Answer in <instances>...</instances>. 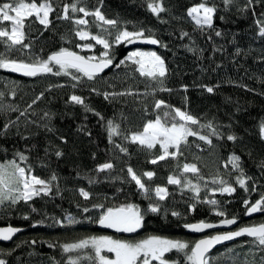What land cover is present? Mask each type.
<instances>
[{
    "label": "trees",
    "instance_id": "obj_1",
    "mask_svg": "<svg viewBox=\"0 0 264 264\" xmlns=\"http://www.w3.org/2000/svg\"><path fill=\"white\" fill-rule=\"evenodd\" d=\"M5 2L10 0H0V4ZM75 2L51 0L55 11L50 14L51 24L47 29L34 16L26 20L24 43L29 48L8 52L0 43V53L10 60L26 63L47 59L61 49L84 57L95 56L97 60L103 59L107 51L112 59L110 69L92 80L75 69H68V75H55L59 71L55 65H50L53 73L35 77H15L0 68L3 94L0 96V160L5 165L15 161L20 167L31 169V175L50 181L51 188L48 195L41 194L28 203L12 204L6 200L0 204V227L20 229L8 243H0V259L6 264H68L69 259L93 264L86 258L93 255L90 248L65 253L62 245L104 234L129 242L155 235L185 242L190 250L198 237L186 232L187 224L217 223L225 218H235L237 226L264 223V212L244 218L246 202L250 207L264 197V169L260 167L264 161L261 135L264 36L259 34L264 24V0H252L251 4L248 0H235L227 8L222 0H207L209 6H216L217 12L213 29L203 31L187 16V10L202 0H159L166 9L159 16L148 8L152 0H82L78 5L89 10L99 8L107 19L118 21L115 27L102 25L93 16L84 17L82 13L69 12L72 20L57 18L63 14L64 5ZM79 18L88 23L76 25L73 21ZM0 27L10 28V24L2 22ZM78 30L107 39L110 48L105 50L91 39L81 40L76 35ZM124 30L142 31L143 38L157 39V48H126V41H115L118 32ZM215 31L222 35L215 36ZM185 32L188 36H182ZM87 44L92 45L91 49L84 47ZM133 52L155 53L164 60L167 68L164 86L171 91H160L153 80L136 71L138 65L128 59ZM74 76L79 79H73ZM207 87H212L213 92H207ZM104 93L110 94L107 100ZM115 93L125 94L111 95ZM72 95L82 97L104 120L72 103L69 99ZM156 100L190 113L200 124L211 123L222 138L209 136L212 141L209 145L190 136L188 143L181 145L182 154L176 159L169 157L150 163L161 154L160 146L148 150L125 140L124 136L142 132L144 125L157 115L171 126V116L163 118V113L171 109L156 110ZM109 119L120 125L122 133L113 137L114 143L109 142L106 131ZM189 126L202 135L211 131L199 125ZM229 134L238 139L228 141ZM61 137L67 142H62ZM26 139L38 141L39 152H25L13 146L15 141ZM116 144L126 148L127 153L120 152ZM57 150L63 153L59 158L55 155ZM17 153H23L27 160H20ZM233 154L241 158V167L249 178L247 190L237 183L240 173L229 163ZM106 162L113 163L114 168L97 172V167ZM185 163L195 164L199 173H184ZM129 167L151 189L147 197L131 181ZM146 171L155 173L151 180L143 176ZM53 174L57 177L55 181L51 180ZM169 176L180 178L182 185L191 180L199 186V196L188 187L168 184ZM221 180L235 191L222 193ZM157 186L168 191L163 201L155 197ZM80 189L90 194L88 199L80 196ZM208 200L217 201V205L204 202ZM128 204L136 205L144 214L143 226L134 236H117L97 229L96 223L107 209ZM150 204H158L160 212H147ZM193 204L194 210L190 208ZM217 210L223 211L225 217L217 216ZM173 212L179 215L173 216ZM67 217L75 222L70 223ZM165 258L188 264L184 253L175 250L166 253ZM262 258L264 251L248 238H240L208 254L209 264H264Z\"/></svg>",
    "mask_w": 264,
    "mask_h": 264
},
{
    "label": "snow or ice",
    "instance_id": "obj_2",
    "mask_svg": "<svg viewBox=\"0 0 264 264\" xmlns=\"http://www.w3.org/2000/svg\"><path fill=\"white\" fill-rule=\"evenodd\" d=\"M234 2L235 0H222L225 8L232 5ZM81 3L82 0H76L75 3L64 5L63 14L57 18L72 20L69 12L82 13L84 17L93 16L95 20L101 22L102 25L112 27L117 25L118 21L107 19L99 8L89 10L86 7L78 6ZM248 3L251 4L252 0H248ZM148 8L157 16L166 11L165 7L159 2V0H152V2L148 4ZM54 11L55 9L51 0H43L41 3H37L36 0H10V2L0 4V23L9 22L10 24V28L0 27V43H3L6 46L8 52L13 49L19 51L29 48L30 45L24 43L27 38L24 31L26 26L25 21L34 16L36 21L47 29L51 24L50 14ZM216 12L217 8L215 5L209 6L207 0H202L201 3L192 6L187 10V16L195 22V25L201 31H203L205 28L213 29ZM73 22L76 25H86L88 23L84 18L75 19ZM259 34L264 36V24L261 25ZM76 35L81 40H94L96 44L102 45L105 50L110 48L109 41L99 35H90L87 31L83 30H78ZM221 35L222 33L220 31H215V36L220 37ZM182 36H188V33L185 32ZM143 37L144 33L142 31L130 32L124 30L118 32L115 36V41L117 43L125 41L128 43H134ZM209 39H211V36H209ZM145 42L154 45L159 43V41L154 38H149ZM84 47L91 49L92 45L87 44L84 45ZM103 57V59L97 60V57L95 56L84 57L75 52L61 49L48 56L47 59L41 60L37 58L32 63H26L23 61L10 60L6 57L5 53H0V68L20 73L23 76L35 77L41 74L53 73V68L50 67V65H55L58 66L59 69V71L53 73L55 75H60L62 73L68 75V69H75L77 72L82 73L83 76L87 77L88 80H92L112 64V59L109 58L107 51L103 53ZM136 57H140V59H135ZM128 59L131 60L133 64H137L138 68L136 71H138L141 76L153 80L159 86L160 91H171V89L164 86V78L167 75V68L161 57L157 56L155 53L133 52ZM121 63H123V61ZM117 67H119V65H117ZM73 79L79 78L74 76ZM206 90L209 93L213 92L212 87H207ZM124 94L125 93H115L111 95ZM2 95L3 94L0 93V96ZM103 95L107 100L110 94L104 93ZM69 99L75 105L83 106L86 112H93V114L98 116L101 121L104 120V117L100 113L95 112L94 109L85 104L82 97L72 95ZM33 103H35V101H33ZM162 107L171 109L170 111L163 113V118L171 116V126H168L166 119H162L160 115H157L154 121H149L144 125L142 132L132 133L130 137L124 136L125 140H130L131 143L138 144L140 147L148 150L153 149L157 144L160 146L162 150L161 154L151 159L150 163L156 164L169 157L176 159L182 154L181 145H186L188 143V137L190 136H196L209 145L212 143L209 136L222 138V134L219 133L211 123L200 124L199 120L190 113L182 111L179 108H172V106L167 105L162 100H156L154 108L159 110ZM177 120L179 122H177ZM189 125H199L201 129L207 128L211 131L209 135H202L199 131L193 130ZM6 129L7 126H5L4 130L6 131ZM51 130L52 129H49V131ZM106 131L110 143H114L113 137L122 135L120 125L114 123L111 119L106 121ZM261 133L264 134V124L261 125ZM87 134L91 135L90 133ZM60 139L62 142H67L63 137ZM237 139L238 137L233 134L227 135L228 141L235 142ZM115 147L119 148L120 152L127 153V149L123 146L116 144ZM169 149H174V151L170 152ZM17 155L20 160H27V157L23 153H17ZM55 155L59 158L63 153L57 150ZM229 163L233 169L238 170L240 173L237 178V183L241 188L247 190L246 180L249 178L245 177L241 167V158L238 155L233 154L229 158ZM260 167L264 169V161L260 163ZM113 168V163L106 162L99 165L96 171L105 172L110 171ZM9 169H11V171H9ZM183 172L198 174L199 169L195 164L185 163L183 165ZM30 173L31 169L20 167L15 161H11L7 165L0 164V204H3L6 200H9L12 204H16L19 201L28 203L34 197L40 196L41 194L48 195L50 193V181L40 179ZM127 173L131 181L135 182L138 190L147 197L151 189L145 185L142 181V177L137 175L131 167L127 169ZM154 175L155 173L152 171H146L143 173V176L147 177L149 180H151ZM56 179V175L53 174L51 180L55 181ZM89 182L92 183L93 181L90 180ZM167 182L170 185L188 187L197 197L199 196L200 188L197 184H193L191 180H186L182 185L180 178L169 176ZM213 183H217V181L214 180ZM219 183L221 184L220 191L222 193L231 194L235 191V189L232 186L227 185L225 181L221 180ZM154 192L155 197L160 201L165 200L168 195V191L165 187L157 186L154 189ZM79 194L84 199H88L90 195L83 189L79 190ZM204 202L213 206L217 205V201L215 200ZM190 208L194 210L195 205H190ZM33 211H35L34 208ZM84 211L86 212L88 209H84ZM147 212L157 214L160 212V206L158 204H150ZM256 212H264V197H261L260 200H257L250 207L247 206L246 202V214L251 215ZM215 214L220 217H225V213L221 210L215 211ZM172 215L178 216L179 213L173 212ZM67 219L70 223L75 222L72 217H67ZM143 221L144 214L141 210L136 205L128 204L119 208L107 209V211L99 217L98 222L102 227L114 229L116 232L134 233L143 226ZM236 222L235 218H225L222 219L220 225L202 221L199 223L187 224L185 227L192 232H201L204 229H211L218 226H230L236 224ZM17 231L18 229L11 227L0 229V241L11 240ZM241 236L252 237L256 246L264 251V224H260L259 226L241 227L237 231H231L224 234L214 235L207 239H201L196 242L190 250L189 245L185 242L155 235L136 242L113 239L110 236H93L88 239H82L77 243L64 244L62 245V248L65 253L90 248L93 255H88L86 258L93 261V264H153V261L158 262V264H179V261H169L165 258V254L170 253L173 250L178 253H184L188 264H209L207 254L215 245ZM49 247H53V245L49 244ZM105 252L114 254V259H110L107 255H104L103 253ZM262 260H264V258H262ZM0 264H6V261L0 259ZM68 264H79V260L69 259Z\"/></svg>",
    "mask_w": 264,
    "mask_h": 264
},
{
    "label": "water",
    "instance_id": "obj_3",
    "mask_svg": "<svg viewBox=\"0 0 264 264\" xmlns=\"http://www.w3.org/2000/svg\"><path fill=\"white\" fill-rule=\"evenodd\" d=\"M147 39H149V38H142V39H140V40H137V41L134 42V43H128V42H125V47L128 48V47H135V46H136V47H147V48H151V49H155V48H157L158 44H155V45H154V44L147 43V42H145ZM55 53H56V52H55ZM52 54H54V53H52ZM52 54H50V55H52ZM50 55H48V56H50ZM78 55H80V54H78ZM81 56H82V55H81ZM111 65H112V64H111ZM111 65H110L109 67L105 68V69H104L101 73H99L97 76H99V75L105 73L107 70H109L110 67H111ZM6 72H7L8 74H10V75L15 76V77H27V76H23V75L20 74V73L11 72V71H9V70H7V69H6ZM261 135H262L263 138H264V134L261 133ZM256 213H257V212H256ZM256 213H252L251 215H248V214H246V212H245L244 218H245V219H247V218H251V217L255 216ZM98 221H99V220H98ZM98 221H97V223H96V227H97V229L100 230V231H103V232H106V233L112 234V235L131 237V236H134V235L138 232V230H139V229H138V230H137L136 232H134V233H121V232H116L114 229L102 227V226L99 224ZM236 221H237V220H236ZM237 223H238V221L236 222V224H233V225H230V226H218V227L211 228V229H204V230L201 231V232H192V231H190L188 228H185V230H186V232H187L188 234H191V235H194V236H197V237H198V239H196V241L193 243V245H192V247H193L194 244H195L196 242H198L199 240H201V239H207V238H209V237H211V236H214V235L224 234V233L231 232V231H237V230H239L241 227H247V226H237ZM213 224L220 225V224H221V221H219V222H217V223H213ZM262 224H264V223H262ZM259 225H260V224H258V225H253V226H259ZM251 226H252V225H251ZM9 227H11V226H2V227H0V229H7V228H9ZM11 228L18 229V231H17L16 233H18V232L20 231L19 228H15V227H11ZM205 232H213V233L210 234V235H206V236H205V235H203ZM16 233H15V234H16ZM12 238H13V237H12ZM240 238L253 239L252 237L241 236V237H237V238H235V239H233V240H230V241H224V242H222V243H220V244L215 245V246L209 251L208 254H210V253H211L213 250H215L216 248L221 247V246H224V245H227V244H230V243H232V242H234V241H236V240H238V239H240ZM9 241H10V240H8V241H0V243H8ZM208 254H207V255H208Z\"/></svg>",
    "mask_w": 264,
    "mask_h": 264
},
{
    "label": "rangeland",
    "instance_id": "obj_4",
    "mask_svg": "<svg viewBox=\"0 0 264 264\" xmlns=\"http://www.w3.org/2000/svg\"><path fill=\"white\" fill-rule=\"evenodd\" d=\"M154 121V120H153ZM13 146H15L18 150L25 151V152H39V142L33 139H26L23 141H15ZM170 150V149H169ZM174 150V149H171ZM0 164H3L0 160ZM11 171V169H9ZM99 236H110L113 239H117L116 237H113L111 235H99ZM97 236V237H99ZM90 238V237H89ZM148 238V237H147ZM88 239V238H86ZM146 239V238H145ZM121 240V239H120ZM79 242V241H78ZM77 243V242H76ZM104 255H107L110 259H114V254L111 253H103Z\"/></svg>",
    "mask_w": 264,
    "mask_h": 264
}]
</instances>
